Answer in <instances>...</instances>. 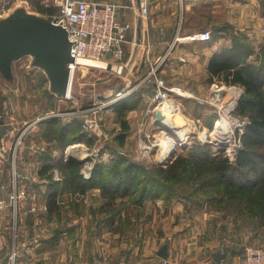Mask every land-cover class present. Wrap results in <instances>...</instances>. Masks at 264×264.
<instances>
[{
  "label": "crops",
  "instance_id": "crops-1",
  "mask_svg": "<svg viewBox=\"0 0 264 264\" xmlns=\"http://www.w3.org/2000/svg\"><path fill=\"white\" fill-rule=\"evenodd\" d=\"M97 1L117 2L120 5L118 18L130 26L123 44V57L107 56L108 59L101 60L120 76L130 62L136 63L133 68L144 77L140 85V107L153 98L155 91L154 81L146 77L143 67L148 71L152 62L167 55L177 32L186 35L211 31L209 40L180 41L168 54L163 67L162 75L181 80L182 83H177L193 88L197 94L210 93L213 83L219 81L209 69L210 61L215 54H224L225 49L232 48V32L246 37L253 50H259L264 42V0H147V17L139 13L140 0ZM23 2L15 3L2 18L24 7ZM24 8L28 10L27 6ZM28 12L39 14V11ZM249 60L259 61L256 52ZM14 77L10 67L7 71L0 68V130L4 129L11 103L8 94L11 90L6 82ZM139 112L133 110L131 114L139 115ZM152 117L155 121L156 114ZM150 119L145 118L143 124ZM14 130L7 128L0 135V148H3L0 150V264H13L14 251L15 264H223V260L243 264L247 246L264 245V227L247 226L243 220L237 221L238 218L217 222L211 215L218 211L205 208L204 215L196 213L191 202L177 197L147 199L136 208L133 205L130 209L133 214L137 213L138 230L113 229L108 216L100 211L103 198L98 188L76 194L81 195L75 202L83 204L82 212L73 214L71 200L74 198H66L64 206L68 217L57 234L55 219L48 218L53 166L46 174L41 172L44 164L60 161L63 154L54 155L61 148L56 144L45 145L54 139L29 140L30 136H25L16 149ZM15 187L26 190L18 203L19 214L11 199ZM14 213L16 218H13ZM165 243H168L167 258L158 254Z\"/></svg>",
  "mask_w": 264,
  "mask_h": 264
},
{
  "label": "rangeland",
  "instance_id": "rangeland-1",
  "mask_svg": "<svg viewBox=\"0 0 264 264\" xmlns=\"http://www.w3.org/2000/svg\"><path fill=\"white\" fill-rule=\"evenodd\" d=\"M22 1H24L23 3H25L24 7L27 6L28 8L26 12L30 10L37 11L33 3H35L38 0H22ZM39 1L40 3L45 5L55 6L54 0H46L47 2H44L45 0H39ZM37 13L40 14V15L37 14L38 16L47 17L45 14H42L40 12ZM244 38L246 39L245 44H248V40L246 37H241L240 39L243 40ZM172 50L173 48L172 49L169 48V52L164 57L166 60L163 63L159 75L164 78L165 82L168 85L180 86L183 90H187V93H185L184 96L179 97L180 100L177 101V110L175 111V113H177L178 117H180L179 121L182 120V122L186 126H188L189 129V139L186 140V142H184L183 146L178 145L175 154H177L178 152H183L185 154H188L189 152L188 150L191 148V144L195 142L197 144L199 143L201 145L202 144L207 145V147L211 150V155L213 156L217 155L214 154L215 152H217L215 149L221 148L218 151V155L223 153V155L230 158L229 156L230 153L228 152L227 149L233 144L235 146L236 142L238 144L236 145L237 151L243 148L245 144L246 132H248L249 130L248 126L250 124L249 122L251 121V119L249 120L250 117L248 114L239 113L240 101L243 98V95L242 97L239 98L238 104L235 110L232 112L233 113L232 118L234 119V121L232 122L235 123V121L238 120L239 124L235 125L234 129L232 130L233 135L228 142L222 143L221 146H216L215 143L212 141L213 139L212 133L215 129L216 122L222 116V110L215 103L213 99L214 98L213 90H211V92L207 94H197L193 90V88L189 86L185 87L177 83L178 81L181 82V80L178 81L173 80L171 78H166L164 75H162L163 67L165 66V62L167 61L168 54ZM254 51L256 52V55L259 52V50H257L256 48H254ZM162 58L163 56L159 57L156 61L152 62L148 71L151 69L152 65H155ZM105 59H108V57H106ZM32 61H33L32 56L26 55L23 56L20 60L19 59L14 60L10 65V68L13 71L15 77L14 79L7 80L6 82L7 88L11 90L9 91L10 93H8L11 95L9 96V103L10 102L11 103L7 112L8 118L4 119L3 132H5L7 128L8 129L15 128L14 133L12 135L14 136L16 135V138H18L21 132H23L25 129H28V133L26 137L30 136V139L28 138L29 140L31 139L36 140L37 138H40L43 140L50 141L51 138L49 137L52 136V133L49 131L47 122L48 120H51L52 117L53 118L58 117L62 119L60 120L59 123L60 125L61 122L68 124L71 123L74 119L78 120L80 130L85 132L86 134V138L83 140H70L66 143L61 142L58 139V135L55 134L54 137L56 138H53L55 141L52 143L45 144L48 147L51 144H56L58 146V147L56 146L58 149L61 148V150H59L57 154L52 149L53 154L54 153L56 154L54 155V157L58 155L60 156V154L62 156L63 154V157H61L58 163L57 161L55 163V160H54L55 165L54 163L53 164L51 163L53 166L51 172H53L54 168L60 170L62 174V179L61 181H59L58 179H54V182H56L57 187L62 191V195L64 196V194H66V196L62 197L63 199H62L61 210L59 212H54L51 215L49 213L48 216V218L55 219L56 230L59 231L61 230L62 227H64L63 226V223L65 221L64 219L68 217L67 216L68 211L66 209L67 207L64 206V204L66 203V198L70 199V197H72L74 198L73 200L76 201L78 196L81 197V195H76L80 192H75V193L72 192L73 194L71 195L70 191L68 192L64 191L65 171L61 166L60 162L62 160H65L64 155L67 146L75 143H80L85 145L89 149L87 150L88 151L87 154L90 156V157L88 156V158L90 159L89 161L93 160L92 157L95 155V153L101 154L97 159V161L94 162L92 168V174L90 176L92 177L96 165L109 164L113 162V160L115 161L121 158H127L128 160L141 164L147 168H151L153 165L167 166L173 157L168 163H163L159 161L160 160L159 150L161 148V141L163 139L162 130H166L168 132L167 135L173 136L176 139L178 138V136L174 130L170 128L167 129L162 123L157 124L153 120L152 115H155L158 110V105L153 104L155 91L153 98L148 102L146 101L143 104L144 106L140 107V104L142 102L139 95L142 88L140 85L144 83L143 80L144 77L140 76L139 73L135 71L136 69L133 68L134 65L136 64L134 61L129 63L130 66L126 67V70L124 71L122 76H120L116 70L111 69L107 66L105 67L103 65L102 66L94 65L93 62H89V61L84 62V64H82L81 67L79 68V72H77L76 79L74 80L72 86V91H70L71 92L70 97L60 96L58 93L52 91L50 80L48 78L45 69L41 66L35 65L34 62ZM112 61L114 63H117L116 60H112ZM97 62L104 64L103 60ZM139 68L140 67H138V69ZM143 69H144L143 73L147 74L148 72L147 68L143 67ZM130 78H132L133 80L132 83H130ZM214 84L215 87L216 85L218 87H221L223 86V84H226L228 86L230 85L220 81H216L214 82ZM238 85L240 89L243 88V90H245V87L243 85L241 84ZM128 87L133 88L132 93L128 94L127 96L123 95L119 97L120 99H117V103H115L114 100L117 96H119V91L125 90ZM199 97L201 99H199ZM96 102H100L101 104H103L104 102L106 105L102 106V108L99 109L98 112H94L92 110L85 111L84 113H82V115L80 114V112H77V108H79V106L88 109ZM126 102L128 105L136 104V106H134L132 109H129L125 114L122 115L120 111V107L122 106L123 103ZM133 110H139L140 111L139 115H132L131 113ZM149 110L150 113H148ZM43 116H47V117H44L42 120L39 119L42 118ZM148 117H151L152 119H150L149 122L145 123L144 125L143 124L144 119L145 118L148 119ZM90 118H95L96 120H94L91 126H87V127L84 126V123L88 122ZM125 121L128 123L127 129L124 124ZM71 124H73V122ZM144 126L150 127V129H145L146 127ZM59 127L60 126H58V128ZM137 131L139 133H137ZM202 132H206V134H208L207 138L208 140L210 139V141L204 140V138H202L201 136ZM121 134H125L123 143L119 139L120 138L119 135ZM239 137L241 139L240 141H239ZM143 140L144 141L147 140L145 141L146 144L144 145L146 149L142 148ZM53 146L55 147V145ZM80 148L78 149L79 151L78 154L82 155L80 152ZM96 149L99 150L98 153L95 152ZM91 152H93V155H90ZM105 153L107 154L104 157H102ZM43 156L44 153L42 157ZM80 165H81L80 174H82V176L85 178H90V177H86V175L82 172L83 163ZM18 193L20 196L19 200L21 201L22 199L21 196L26 195V190L18 188ZM179 196L180 195L177 194L174 197L175 198L177 197L180 200L188 203L191 202L192 208L195 209V211H197L196 213L204 215L206 213L205 208H207L208 210L212 208V210L214 209L213 210L214 212L218 211L216 215L213 214L211 215V218H214L217 222H220V220H222L223 222H228L229 220H231L229 218H232V220H234L233 218H238L237 221L241 219V221L243 220V222H245L243 216L237 213H233L230 210L220 209L219 207L212 206L209 204L201 205L197 202L182 199ZM73 200H71V203L73 202ZM128 202L130 201L128 200L125 201L126 205L124 206H121V204L119 205L120 207H123L121 212L123 216H127V219L124 218L122 223L121 222L119 223V226L124 231H137L138 230L136 225L137 215L135 212L134 214L133 212H131L130 208H132L133 205ZM134 206L136 208L137 205ZM44 207L46 209L47 206ZM33 209H37V208H33ZM71 209L75 211L72 212L73 214H75L76 212L83 211V209L80 207L75 209L72 206ZM16 210L18 211L19 214L21 210L20 205L19 206L17 205L15 211ZM38 210H40L39 207ZM129 216L131 218H129ZM13 218H16L15 213ZM125 219L128 220L129 222L126 221ZM246 225L249 226L250 224L246 223ZM250 226L252 227V225ZM253 227H259V226L255 224L253 225ZM140 232H142V230ZM260 245L263 244H259V246ZM163 262L165 263L164 260ZM105 263H110V262H105Z\"/></svg>",
  "mask_w": 264,
  "mask_h": 264
},
{
  "label": "trees",
  "instance_id": "trees-1",
  "mask_svg": "<svg viewBox=\"0 0 264 264\" xmlns=\"http://www.w3.org/2000/svg\"><path fill=\"white\" fill-rule=\"evenodd\" d=\"M33 4L37 11L48 18L57 12L56 5H45L39 0ZM232 35V48L225 49L224 54H215L209 69L220 82L245 87L239 113L248 114L251 122L245 144L234 161L223 153L213 156L207 145L195 142L191 144L188 154L178 152L167 166L153 165L147 168L121 158L109 164L96 165L90 178L80 174V164L62 160L64 191L84 193L91 188H99L103 198L100 211L108 215L113 229H121L119 223L127 219L121 213L123 207L119 206L126 205L125 201L141 205L147 199L169 200L177 194L182 199L201 205L209 204L230 210L243 216L247 224L264 227V42L257 53L259 61L254 63L248 61V57L255 51L245 44V38L240 39L244 36L234 32ZM134 106L136 104L123 103L120 107L122 115ZM60 120L58 117L48 120V128L52 133L49 138H56V134L65 143L86 138L78 120L74 119L73 124L61 122V125ZM124 124L127 129L128 123L125 121ZM119 136L123 143L125 134ZM50 167L52 164H44L42 175ZM62 197V191L52 181L48 193L50 215L61 210ZM72 206L77 209L82 208L83 204L73 200Z\"/></svg>",
  "mask_w": 264,
  "mask_h": 264
},
{
  "label": "built area",
  "instance_id": "built-area-1",
  "mask_svg": "<svg viewBox=\"0 0 264 264\" xmlns=\"http://www.w3.org/2000/svg\"><path fill=\"white\" fill-rule=\"evenodd\" d=\"M22 0H0V19L6 15L8 10L17 2ZM183 1V0H182ZM55 5L58 7V11L51 17L52 22L56 25L64 28L68 35L69 41V51L71 59L66 63V67L69 71V85L70 91H72V86L74 80L76 79L77 72H79V68L83 64L82 58L89 59H103L107 56L115 59H121L124 54V42L126 41V33L129 29L128 23H123L118 18V12L120 9V5L114 1H97V0H54ZM139 13L142 17H147L149 12V4L147 0H140ZM211 38V31H201L194 32L190 34H181L177 32L173 43L170 46V49L174 48L176 44L180 41H189V40H209ZM165 57V56H164ZM159 60L155 65L151 66V69L147 72V78H151L150 80L154 81L156 90L154 95L153 104H157L158 107L162 103L169 104L173 107V109H177V101H179V97L184 96L187 93V90H183L180 86H170L168 85L164 78L159 75V72L163 66L165 58ZM33 60L34 57L32 56ZM33 62V61H32ZM103 66H107V63L103 64ZM84 72V71H83ZM132 78H130V83H132ZM221 87H235L239 88L238 84H230L229 86L223 84ZM216 88H220L213 83L212 90L214 91ZM240 89V88H239ZM133 88L128 87L125 90L119 91V96L115 98V103H117V99L123 95H128L132 93ZM242 95H244L245 90L241 88ZM241 95V97H242ZM199 99H201L199 97ZM215 99V98H214ZM106 105L104 102L101 104L100 102L94 103L90 108L85 109L79 106L77 108V112L84 113L85 111H94L98 112L102 106ZM158 110H160L158 108ZM162 111V110H161ZM150 112V110H149ZM87 115V114H86ZM48 116V115H47ZM39 119H43L44 117ZM95 118H90L88 122L84 123V126H91L93 124ZM250 120V118H249ZM251 122V121H250ZM249 122V123H250ZM97 124V122H96ZM28 129H25L18 136L16 140V149L20 148L24 137L27 135ZM150 136V134H149ZM189 139V138H188ZM186 139V140H188ZM239 137V141H240ZM147 141V140H145ZM143 140V147L146 144ZM237 141V140H236ZM186 142V141H185ZM73 145V144H72ZM182 145L183 144H179ZM237 142L234 146H230L227 150L230 153V159L234 160L236 158ZM81 147V148H80ZM80 152L82 155V159L84 160L82 166V172L86 175V177H90L92 174V168L94 162L97 161L99 156L101 155L98 149L95 150L98 154L92 157V161H89L87 150H89L85 145L81 144ZM86 147V148H85ZM67 146L65 149V160L69 159V155L75 152L76 149ZM233 148V149H231ZM221 149V148H220ZM220 149H215L217 152L214 154L218 155V151ZM240 149V148H239ZM3 150V148H0ZM107 153H105L102 157H104ZM90 155H93L91 152ZM90 157V156H89ZM53 179H62V174L60 170L54 168L52 172ZM11 199L17 208L19 203V193L18 189L15 187L14 190L11 191ZM17 211V210H16ZM246 256L243 264H264V245L254 246L249 245L245 250ZM13 264H15L16 260V252L14 251L12 254ZM167 263L166 260H164ZM105 264H113V263H105ZM223 264H230L229 261L223 260Z\"/></svg>",
  "mask_w": 264,
  "mask_h": 264
},
{
  "label": "water",
  "instance_id": "water-1",
  "mask_svg": "<svg viewBox=\"0 0 264 264\" xmlns=\"http://www.w3.org/2000/svg\"><path fill=\"white\" fill-rule=\"evenodd\" d=\"M26 11L20 7L8 17L0 19V68L7 71L13 60L31 55L34 64L45 69L52 91L64 96L70 91L66 67L71 59L67 32L48 17ZM107 67L111 68L109 64ZM163 119V112L157 110L155 122L161 124ZM3 131L0 130V135ZM176 151L172 150L168 158L159 161L168 163ZM75 152L69 155L67 161L82 164L84 160L78 154V149ZM158 254L163 258L168 257V243L160 248Z\"/></svg>",
  "mask_w": 264,
  "mask_h": 264
},
{
  "label": "bare ground",
  "instance_id": "bare-ground-1",
  "mask_svg": "<svg viewBox=\"0 0 264 264\" xmlns=\"http://www.w3.org/2000/svg\"><path fill=\"white\" fill-rule=\"evenodd\" d=\"M81 61L83 64L84 62L89 61L93 62L94 65H103L97 62L102 60L97 59L82 58ZM213 94L215 103L222 110V116L216 122L215 129L212 133V141L216 146H221L222 143L228 142L231 139L233 135L232 130L234 129L235 125L239 124L238 120H236L235 123L232 122L234 121V119L232 118V112L235 110L238 104L239 98L242 95V91L241 89L235 87H220L219 89H215L213 91ZM70 95L71 92L68 90V92L64 94V97H70ZM158 108L163 112L164 119L162 121V124L167 129L170 128L174 130L179 138H177V140L175 137L167 135L168 132L166 130H162L163 139L161 141V148L159 147V159L165 160L169 157L172 150L177 149L179 144H184L186 139L189 138V129L188 126H186L182 122V120L179 121L180 117H178L177 113H175L177 109H173L171 105L166 103H162ZM201 136L202 138H204V140H208V134H206V132H202ZM208 141H210V139ZM80 146V143L70 145L71 149Z\"/></svg>",
  "mask_w": 264,
  "mask_h": 264
}]
</instances>
